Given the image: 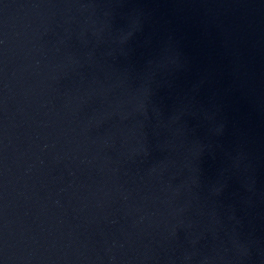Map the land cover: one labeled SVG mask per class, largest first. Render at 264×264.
Here are the masks:
<instances>
[{
  "label": "water",
  "instance_id": "95a60500",
  "mask_svg": "<svg viewBox=\"0 0 264 264\" xmlns=\"http://www.w3.org/2000/svg\"><path fill=\"white\" fill-rule=\"evenodd\" d=\"M0 264H264V0H0Z\"/></svg>",
  "mask_w": 264,
  "mask_h": 264
}]
</instances>
